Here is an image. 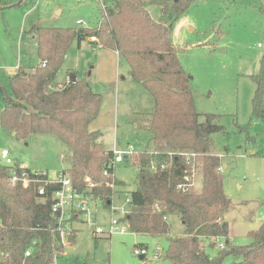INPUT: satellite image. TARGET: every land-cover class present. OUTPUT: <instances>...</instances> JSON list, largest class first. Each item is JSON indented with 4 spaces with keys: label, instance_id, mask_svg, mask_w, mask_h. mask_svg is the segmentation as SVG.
<instances>
[{
    "label": "trees",
    "instance_id": "obj_1",
    "mask_svg": "<svg viewBox=\"0 0 264 264\" xmlns=\"http://www.w3.org/2000/svg\"><path fill=\"white\" fill-rule=\"evenodd\" d=\"M24 1L0 0V14ZM195 1L111 0L103 5L105 16L94 28L32 26L29 33L37 39L40 64L28 73L19 70L11 78V95L1 89L5 106L0 112V127L18 141L34 135L57 137L70 149L69 168L62 172L76 190L99 199L105 210H111L114 188L123 185L111 177L112 151L104 150L98 142L100 134L89 130L98 116L101 97L83 80L68 79L54 85L70 45L97 37L103 48L126 60L133 80L147 89L153 102L145 123L153 151L139 152L128 160L136 169L137 182L129 194L125 215L129 231L165 237L167 249L161 258L171 264H224L228 257L240 259L230 264H264V222L249 234L252 241L247 246L229 247L214 257L205 251L204 242L212 246L216 239L228 238L223 216L230 199L223 189L221 157L211 150V136L223 128L213 115H205L204 122H199L188 78L170 37L174 22ZM150 8L159 10L158 18L152 16ZM261 10L264 13V4ZM253 80L252 111L261 115L263 76H253ZM190 153L195 154L197 174L201 173L199 192L176 188L184 169L190 168L184 155ZM152 162L164 163L166 168L152 173ZM9 177V168L0 166V264H53L55 252L63 249L50 198L37 196L38 184L22 188L11 185ZM86 177L94 185L91 189ZM171 215L179 217L182 234H169L167 216Z\"/></svg>",
    "mask_w": 264,
    "mask_h": 264
},
{
    "label": "rangeland",
    "instance_id": "obj_2",
    "mask_svg": "<svg viewBox=\"0 0 264 264\" xmlns=\"http://www.w3.org/2000/svg\"><path fill=\"white\" fill-rule=\"evenodd\" d=\"M111 0H25L16 8L0 14V112L5 104L3 88L11 95L12 68L30 70L38 64L36 41L29 30L33 25L63 28H94L105 12L102 6ZM264 0H197L174 22L171 42L177 49L180 65L186 74L193 105L204 122L213 115L223 130L211 136L212 152L221 157L223 189L230 205L223 216L229 227L227 239L218 238L214 245L204 242L205 251L214 257L229 247L247 246L249 234L264 222V97L261 115L252 111L256 85L253 76L264 80ZM154 18L159 10L150 8ZM80 20L81 25H76ZM14 71V70H13ZM67 73L86 81L101 97L98 116L89 130L100 134L98 142L104 150L114 146L122 150L131 145L136 153L151 151V135L146 128L148 111L153 102L147 89L133 80L125 59L109 48L99 49L87 42L77 48L70 45L55 82ZM9 150L17 163H25L32 171L59 173L69 168L70 149L57 137L34 135L25 141L0 127V151ZM0 166H4L0 160ZM115 176L123 186L115 187L112 206L123 209L125 198L136 189V169L124 160L115 165ZM201 173L195 175L194 191L201 190ZM97 210V220L104 226L116 212L105 210L101 203H90L89 213ZM170 235L183 233L177 215L167 216ZM69 247L56 264H171L152 258L158 246L167 249L165 237L134 234L127 230L110 237L91 234L89 223H73ZM76 233V234H75ZM225 246L224 250L218 248ZM144 245V259L133 254ZM161 253V254H162ZM163 255V254H162ZM228 257L224 264L238 262Z\"/></svg>",
    "mask_w": 264,
    "mask_h": 264
},
{
    "label": "built area",
    "instance_id": "obj_3",
    "mask_svg": "<svg viewBox=\"0 0 264 264\" xmlns=\"http://www.w3.org/2000/svg\"><path fill=\"white\" fill-rule=\"evenodd\" d=\"M103 9V6H102ZM80 20L76 21V25H81ZM90 43H96L99 47L100 44L97 37L87 38ZM153 151V150H152ZM113 160L111 165L113 168L115 165L122 163L124 160L128 161L136 153L131 145H128L122 150L117 149L116 147L112 150ZM186 157V164L190 166L189 170L184 169L182 175V182L177 185V190L182 191H194V178L198 170L193 162L195 159V154H184ZM0 160L3 161L4 167L9 168L10 177L8 179L11 185H20L22 188H28L31 185L38 184L37 196L40 199L46 198L48 196L51 200V211L52 214L56 217L55 229L59 234V243L62 246V252H55L53 264H56V260L60 255H65V248L69 247L70 237L72 234L73 223L76 219L83 221L84 223H89L93 228L90 231L91 234L97 237H110L116 233H125L129 230L128 222L125 219V215L128 212V204L130 202V195L126 196L123 209L118 210L117 208L112 209L111 212H116L118 215L116 217L111 214L110 219L105 223L104 226L97 225L96 222L90 221L89 205L90 203H97L99 199H94L91 195L79 192L76 190L72 184L70 177H68L62 171L59 173H49L45 171H32L28 170L23 163H17L11 157V152L9 150L0 151ZM166 165L164 163L152 162L149 165V170L152 173H157L160 170H164ZM107 174V171L104 172V175ZM112 178H115L114 175H111ZM116 179V178H115ZM85 182L88 183L89 189L94 185L90 182L88 177L85 178ZM112 187V184H110ZM48 190H51L50 192ZM75 217V219H73ZM134 249L133 254L140 258H144L147 255V250L145 247H137ZM218 248L224 250L225 246L219 244ZM162 250L160 247H156L153 250L152 258L157 260L162 256ZM26 256L29 255V252H26Z\"/></svg>",
    "mask_w": 264,
    "mask_h": 264
},
{
    "label": "crops",
    "instance_id": "obj_4",
    "mask_svg": "<svg viewBox=\"0 0 264 264\" xmlns=\"http://www.w3.org/2000/svg\"><path fill=\"white\" fill-rule=\"evenodd\" d=\"M5 12V11H4ZM3 12V13H4ZM34 26V25H33ZM39 26H42V25H39ZM46 27V26H45ZM31 36H32V38L33 39H35V41H36V47H37V39H36V37L33 35V34H31ZM89 38V37H88ZM75 43H76V45H77V48H79L82 44H83V42H87V43H89V44H91V45H96V47L97 48H99V49H102L103 47L101 46V47H99L96 43H90L89 42V40L87 39V38H85V39H83V40H81V41H74ZM73 42V43H74ZM72 43V44H73ZM114 53L117 55V56H119V54H118V52H116V51H114ZM38 64H40V62H39V59H38ZM37 64V65H38ZM13 70H12V77L19 71V70H22L21 68H17V65H15V66H13V67H11ZM35 67H33L32 69H30V70H23V71H25L26 73H28V72H31L33 69H34ZM70 77H71V75H70V73H67V75L65 76V78H64V80H62V81H59V82H55L54 81V85L55 86H57V85H60V84H63V83H65L68 79H70ZM148 113H149V111H148ZM14 135V134H13ZM114 148H115V146H114ZM106 150V149H105ZM113 150V149H112ZM112 150H106V151H112ZM153 150V149H152ZM151 150V151H152ZM145 151H148V150H145ZM23 164L25 165V167L28 169V170H31L30 168H28L27 167V165L23 162ZM114 169H115V167H114ZM113 175H114V177L116 178V176H115V170H114V172H113ZM136 175V174H135ZM135 178H136V176H134ZM117 179V178H116ZM118 180V179H117ZM119 181V180H118ZM121 183H122V181H120ZM122 185H123V183H122ZM96 204V203H95ZM114 208H116V207H114V206H112V208H111V210H108V211H112V209H114ZM92 217L94 218V220L96 221L97 220V210H95L94 211V213H93V215H92ZM264 219V218H263ZM224 220V219H223ZM74 223H79V224H82V223H84L83 221H81V220H79V219H76L75 220V222ZM74 228V227H73ZM74 231H76V230H74ZM77 232V231H76ZM76 234V233H75ZM230 234H229V227H228V237H230L229 236ZM62 256V255H61ZM64 256V255H63Z\"/></svg>",
    "mask_w": 264,
    "mask_h": 264
},
{
    "label": "water",
    "instance_id": "obj_5",
    "mask_svg": "<svg viewBox=\"0 0 264 264\" xmlns=\"http://www.w3.org/2000/svg\"><path fill=\"white\" fill-rule=\"evenodd\" d=\"M70 80H71L72 82H75V81H76V78H75L73 75H71ZM135 176H136V175H135Z\"/></svg>",
    "mask_w": 264,
    "mask_h": 264
}]
</instances>
